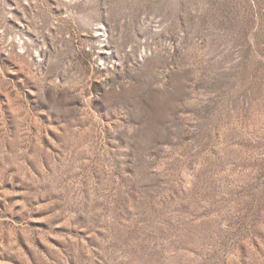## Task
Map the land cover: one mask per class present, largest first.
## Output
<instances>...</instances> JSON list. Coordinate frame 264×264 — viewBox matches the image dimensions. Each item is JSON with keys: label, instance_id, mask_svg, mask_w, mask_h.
<instances>
[{"label": "rangeland", "instance_id": "1", "mask_svg": "<svg viewBox=\"0 0 264 264\" xmlns=\"http://www.w3.org/2000/svg\"><path fill=\"white\" fill-rule=\"evenodd\" d=\"M0 264H264V0H0Z\"/></svg>", "mask_w": 264, "mask_h": 264}]
</instances>
